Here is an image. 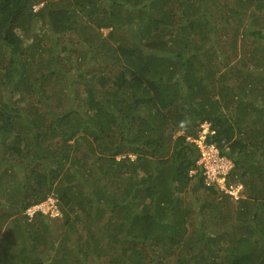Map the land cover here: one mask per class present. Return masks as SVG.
I'll use <instances>...</instances> for the list:
<instances>
[{
  "label": "trees",
  "instance_id": "16d2710c",
  "mask_svg": "<svg viewBox=\"0 0 264 264\" xmlns=\"http://www.w3.org/2000/svg\"><path fill=\"white\" fill-rule=\"evenodd\" d=\"M0 264H264V0H0Z\"/></svg>",
  "mask_w": 264,
  "mask_h": 264
},
{
  "label": "built area",
  "instance_id": "2783aa9c",
  "mask_svg": "<svg viewBox=\"0 0 264 264\" xmlns=\"http://www.w3.org/2000/svg\"><path fill=\"white\" fill-rule=\"evenodd\" d=\"M37 8L38 6H34V9ZM215 133L216 131L210 126V123L203 122L198 127L197 137L189 140L194 141L199 149L198 163L203 168L205 184H217L226 193L237 199L241 185H226L225 176L232 164L225 155L221 154L218 144L212 140V135ZM56 201L54 196H49L46 200L27 207L24 214L28 220H31L38 212L48 214L51 217L59 216Z\"/></svg>",
  "mask_w": 264,
  "mask_h": 264
},
{
  "label": "clouds",
  "instance_id": "9594fccd",
  "mask_svg": "<svg viewBox=\"0 0 264 264\" xmlns=\"http://www.w3.org/2000/svg\"><path fill=\"white\" fill-rule=\"evenodd\" d=\"M203 122H208V123H210L209 121H203ZM202 122V123H203ZM210 126H211V124H210ZM197 131H198V129H197ZM197 137V134H196V136H194V137H187V140L189 141V142H192L193 143V145L198 149V147H197V145H196V143L194 142V141H190L189 139H195ZM199 150V149H198ZM222 154V153H221ZM224 155V154H223ZM226 156V155H225ZM199 157H200V155H199ZM199 157H198V159L196 160V164L197 165H199V166H201V164H199L198 163V160H199ZM227 157V156H226ZM229 160H230V158L229 157H227ZM230 162H231V164H232V166H231V168L229 169V171L227 172V174H226V176H225V183L227 182L228 183V181L230 180V175L228 176V173L230 172V170L232 169V167H233V163H232V161L230 160ZM202 167V166H201ZM192 173H194V171H191ZM203 176H204V174H203ZM205 182V181H204ZM228 185H241V184H235V183H229ZM209 186H214L215 188H217V189H219L220 191H223L222 193H226L223 189H221L217 184H213V185H209ZM226 194H228V193H226ZM229 195V194H228ZM49 196H53V195H49ZM48 196V197H49ZM231 196V195H230ZM231 197H233V196H231ZM244 196L242 195V185H241V189L239 190V197L238 198H243ZM237 198V199H238ZM47 198H45L44 200H46ZM234 199V198H233ZM44 200H42V201H44ZM42 201H40V202H42ZM39 203V202H38ZM36 204V203H35ZM31 205H33V204H31ZM30 206V205H29ZM28 206V207H29ZM58 208V207H57ZM59 210V209H58ZM25 211V210H24ZM59 213H60V216H61V212H60V210H59ZM24 214V213H23ZM37 214V213H36ZM35 214V215H36ZM48 215V214H47ZM24 216L26 217V219L28 220V218H27V216L24 214ZM49 216V215H48ZM60 216H56V217H60ZM50 218H55V217H51V216H49ZM34 218V217H33ZM28 221H30V220H28Z\"/></svg>",
  "mask_w": 264,
  "mask_h": 264
},
{
  "label": "rangeland",
  "instance_id": "374dc122",
  "mask_svg": "<svg viewBox=\"0 0 264 264\" xmlns=\"http://www.w3.org/2000/svg\"><path fill=\"white\" fill-rule=\"evenodd\" d=\"M103 32L106 33L107 30L103 29ZM47 53H48V52H47ZM47 53H46V54H47ZM117 158H118V157H117ZM219 193H220V192H219ZM196 194H197V193H196ZM200 194H201V193H200ZM48 196H49V195H48ZM48 196H47V197H48ZM47 197H46V198H47ZM218 197H219V195H217V198H218ZM198 199H199V197H198ZM187 204H188V203H187ZM56 206H57V205H56ZM59 216H60V215H59ZM220 226H221V223H219V224L217 225V227H220ZM221 256H222V255H221Z\"/></svg>",
  "mask_w": 264,
  "mask_h": 264
}]
</instances>
